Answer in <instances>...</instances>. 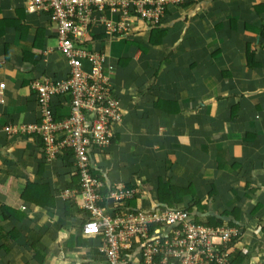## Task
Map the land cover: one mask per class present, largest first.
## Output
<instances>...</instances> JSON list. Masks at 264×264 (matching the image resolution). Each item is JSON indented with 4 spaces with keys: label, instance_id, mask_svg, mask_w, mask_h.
<instances>
[{
    "label": "crops",
    "instance_id": "0c3cea01",
    "mask_svg": "<svg viewBox=\"0 0 264 264\" xmlns=\"http://www.w3.org/2000/svg\"><path fill=\"white\" fill-rule=\"evenodd\" d=\"M29 7V0H0V264H104L99 239L81 234L80 190L64 196L77 183L71 158L47 159L34 135L8 131L38 122L33 82L68 73L53 24ZM103 24L92 27L86 46L105 55L102 74L120 120L92 154L95 175L134 191L132 209L156 206L159 180L193 189L205 206L193 207L197 220H235L232 252L242 264H264V0H198L154 23L132 19L119 35H106ZM155 27L164 36L152 46ZM52 105L59 119L68 115L67 97ZM235 206L237 219L223 215Z\"/></svg>",
    "mask_w": 264,
    "mask_h": 264
},
{
    "label": "built area",
    "instance_id": "2783aa9c",
    "mask_svg": "<svg viewBox=\"0 0 264 264\" xmlns=\"http://www.w3.org/2000/svg\"><path fill=\"white\" fill-rule=\"evenodd\" d=\"M198 0H29V10L47 14L55 28L58 49L68 66L62 80L32 83L40 113L38 122L10 126L11 133H26L41 140L48 159L71 151L80 182L84 211L81 234L99 239L104 264H227L235 228L195 223L184 207L128 208L134 191L116 187L104 209L99 191L103 182L91 174L92 154L107 146L111 125L120 120L119 102L102 74L105 55L88 51L92 27L104 22L106 35L125 34L133 19L154 23L166 10ZM116 18L108 20L106 13ZM87 63L88 71L84 68ZM4 84H0V96ZM67 97L68 115L54 120L52 100ZM75 193L65 192L64 196ZM110 209V210H108ZM218 240V241H216Z\"/></svg>",
    "mask_w": 264,
    "mask_h": 264
},
{
    "label": "trees",
    "instance_id": "16d2710c",
    "mask_svg": "<svg viewBox=\"0 0 264 264\" xmlns=\"http://www.w3.org/2000/svg\"><path fill=\"white\" fill-rule=\"evenodd\" d=\"M162 34H163V32L160 31L158 28L155 27L154 29H152L148 33V41H149V43L152 46H155L158 43H161L162 42V37L164 36V34L163 35ZM156 38H158L157 41H155ZM136 47H138L140 49L142 48L140 44H137ZM251 59H252V55H249L248 56V62H251ZM52 108H53V111H54V115H53L54 120H61V119H59L57 117L53 105H52ZM39 142H41V140ZM41 145H42V142H41ZM59 156H61V157L62 156L69 157L72 160L71 151L61 152L56 157H59ZM45 157H46V155H45ZM71 163H72V161H71ZM91 174L93 176H96L92 169H91ZM75 179H76L77 183L76 184H72L71 186H73V187L67 188L68 191L74 190L72 188H76L77 190L81 189L80 182H79V176L77 175ZM27 189L28 188H26V190H25L26 192H27ZM125 189H127V188L125 187ZM112 190H114L113 187L107 186V185L104 184L103 188L99 191V194H100V197H101V202H100L101 205H104V204L106 205L107 196L109 195V193ZM213 192H214V189L211 190L209 196H211L213 194ZM188 193L192 195L191 199H193V202H192L193 204H184L183 205L182 204L183 198ZM155 195H156V199H157L156 208L175 209L178 206H183V207H185V210L190 213V216L192 217V219H193V221L195 223L202 224V225H205V226H211V227H228V228H235V229L238 228V225L235 224V222H233L235 220L229 221V222H225L223 219L216 218V217H213V216L207 217V219L204 220V221L197 220V218L193 214V210H194L193 207H195V209H197V210H204L205 206L200 204V201H199V199H197L193 189H189V190L185 189L184 190L182 188H177V187L172 186L169 183V181L159 180V182L157 183V188L155 189ZM125 202H128V200H125ZM35 203H36V205H38L40 207L43 206V204H41L39 202H35ZM240 208H241L240 206H235V208L232 209V211L223 212V215H225V216H229L230 215V216H233L235 219H237L238 213L240 212ZM241 210H242V208H241ZM1 211L3 212L4 217H7L8 214L11 213V210L9 211L8 208H6V207H2ZM0 231H1V228H0ZM238 235H240L239 232H238V234L236 236H234L232 238L231 243L229 244V248H230L231 251H230V255L228 257L227 264H242V256L240 254L236 255V254H234V252H232V243L238 237ZM0 237H2L1 234H0ZM28 249H29L31 255L36 259V261L38 263H42L44 261V259H43L44 257L42 259L39 257L40 256V252L36 248H34L33 246H30V248H28Z\"/></svg>",
    "mask_w": 264,
    "mask_h": 264
},
{
    "label": "clouds",
    "instance_id": "9594fccd",
    "mask_svg": "<svg viewBox=\"0 0 264 264\" xmlns=\"http://www.w3.org/2000/svg\"><path fill=\"white\" fill-rule=\"evenodd\" d=\"M92 169V168H91ZM97 177V176H96ZM100 179V178H99ZM156 207V206H155ZM181 207H183V206H181ZM185 208V207H184Z\"/></svg>",
    "mask_w": 264,
    "mask_h": 264
},
{
    "label": "rangeland",
    "instance_id": "374dc122",
    "mask_svg": "<svg viewBox=\"0 0 264 264\" xmlns=\"http://www.w3.org/2000/svg\"><path fill=\"white\" fill-rule=\"evenodd\" d=\"M216 241H218V240H216Z\"/></svg>",
    "mask_w": 264,
    "mask_h": 264
}]
</instances>
